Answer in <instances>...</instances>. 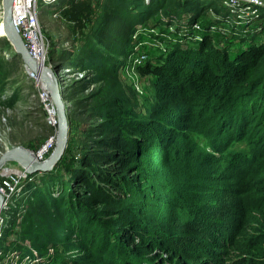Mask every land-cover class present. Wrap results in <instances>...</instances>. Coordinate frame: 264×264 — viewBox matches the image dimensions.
Here are the masks:
<instances>
[{"label":"trees","instance_id":"trees-1","mask_svg":"<svg viewBox=\"0 0 264 264\" xmlns=\"http://www.w3.org/2000/svg\"><path fill=\"white\" fill-rule=\"evenodd\" d=\"M167 1L117 4L129 20L125 55L135 54L134 26ZM176 4L187 14L180 36L194 46L165 42L166 54L153 50L138 68L153 78L152 109L138 115L113 100L102 108L95 146L79 150L69 138L52 172L29 175L20 214L6 231L13 233L22 218L20 241L28 230L31 246L17 242L0 251H21L22 260L73 251L72 264H264V22L238 21L237 38L220 43L211 26L222 29L227 6ZM240 41L241 51L232 55L230 45ZM99 45L119 49L111 34L100 35ZM94 54L85 60L100 70L106 55ZM15 98L0 104L12 106Z\"/></svg>","mask_w":264,"mask_h":264},{"label":"rangeland","instance_id":"rangeland-1","mask_svg":"<svg viewBox=\"0 0 264 264\" xmlns=\"http://www.w3.org/2000/svg\"><path fill=\"white\" fill-rule=\"evenodd\" d=\"M150 1L145 0V3L149 4ZM176 1L184 0H172L170 3L168 0L167 6L163 7L158 15L146 20L144 25L134 26V32L139 27V31L135 32L136 39L133 43L137 46L134 49L135 54L132 52L133 45L129 48L132 50L129 56L124 53V41L128 35L125 28L129 26V20L122 15L117 4H133V0H61L41 12L40 27L48 46L49 64L46 67L58 72V79L65 90L63 99L68 110L69 138L78 143L79 150H89L95 146L94 141L101 136L103 130L98 131L97 127L102 124L101 112L104 105H110L113 100H117L120 106L133 108L137 114L139 112L144 115L152 109L155 103L153 78L138 73V68L145 65L151 51L164 49L163 53L166 54L168 48L165 49V42L170 43V46L177 43L184 47L188 43L185 49L194 46L190 38L180 36L181 28L178 26H182L180 21L187 17V14L184 8L183 13L178 11ZM214 2L222 4L220 0ZM134 6L131 5L133 9H129L133 17L138 16ZM238 7L227 6L229 14L224 19L227 21L220 25L221 30L218 25L211 26L214 33L222 36V38L217 36V41L220 43H225L229 36L236 37L241 32L235 30L238 21L242 23L259 19L264 22V8L256 6L253 7L256 11H250ZM203 13L204 17L206 12ZM2 15L3 0H0V102H9L13 94L17 98L11 103L12 106L0 104V156L7 150L18 147L37 152L51 137L56 136L57 139L58 123L56 126L46 123V119L51 118L53 113L52 107H46L42 101L39 87L41 80L37 82L30 79L23 61L15 55L14 48L3 29ZM208 15L218 17L212 11ZM193 28L196 34L203 30L200 22L195 23ZM110 34L118 39V50L97 46L100 35ZM243 44L244 42L240 41L237 48L231 44L230 47H234L231 49L232 55L241 51ZM101 50L106 56L113 55L115 59L109 60L105 56L106 59L102 61L104 67L100 70L88 67L90 61L85 60L86 57L92 51L97 57ZM142 54L147 60L143 65L137 66L135 58ZM82 60L85 65L77 66L76 64ZM96 148L100 149V154L105 150L102 147ZM101 161L102 158H99L95 163L99 164ZM9 164L14 165L15 168L18 165L14 162ZM23 186L24 184L22 190ZM22 190L11 205V210L7 212L9 217L5 216V221L0 226V246H11L13 243L16 245L17 242H24L28 248L31 246L28 230L24 241H20L22 218L16 223L18 226L13 233L6 231L8 227V230H12L10 222L14 215L20 214V202L25 197L22 195ZM51 226L40 229L41 234ZM66 232L62 233L61 238ZM77 254L73 251L67 253L60 251L58 254L52 253L55 256H48L42 260L27 258L22 260L21 251L11 253L1 250L0 264H72Z\"/></svg>","mask_w":264,"mask_h":264},{"label":"built area","instance_id":"built-area-1","mask_svg":"<svg viewBox=\"0 0 264 264\" xmlns=\"http://www.w3.org/2000/svg\"><path fill=\"white\" fill-rule=\"evenodd\" d=\"M65 1V0H63ZM223 5L231 7H243L250 11H256L253 7L264 8V0H220ZM61 0H14L12 5V17L15 27L17 28L19 34L21 35L26 48L30 56L42 66H47L49 64V59L47 57L48 46L45 43L43 33L40 27V14L44 12L49 6H53ZM238 7V8H239ZM147 60V57L142 54L135 58V64L137 66L143 65ZM27 68V67H26ZM30 79L39 82V77L30 69L27 70ZM43 83V82H40ZM39 83V84H40ZM44 84V83H43ZM40 87V86H39ZM40 93L42 96V101L46 107H52V116L46 119V123L50 126H56L57 111L54 105V101L47 86L40 87ZM59 92L64 97L65 90L62 88L61 82L59 80ZM56 136L51 137L45 144H43L37 152H34L36 158L43 162L49 155L53 152L56 147ZM20 167V166H19ZM21 168V167H20ZM19 174L14 172L9 174H2L0 177V193L5 199L3 216L0 219V226L5 221V216L8 218V213L11 210V205L16 200V196L22 190L23 182L28 179V174L21 169ZM5 213V214H4ZM9 220V219H8ZM7 223V222H6Z\"/></svg>","mask_w":264,"mask_h":264},{"label":"water","instance_id":"water-1","mask_svg":"<svg viewBox=\"0 0 264 264\" xmlns=\"http://www.w3.org/2000/svg\"><path fill=\"white\" fill-rule=\"evenodd\" d=\"M13 2L14 0H3L2 24L4 26L6 37L13 46L15 55L20 56L24 65L37 74L39 79L47 86V89L50 92L56 106L58 134L55 149L43 162L36 158L33 151L24 147L7 150L1 154L0 176L4 167L7 164L13 162L22 167L28 175H34L37 173H50L62 160L69 145L70 123L68 118V110L65 108L66 106L63 96L59 92L58 72H56L54 69L42 66L30 56L21 35L15 27L12 17ZM4 203L5 199L0 193V219L3 216Z\"/></svg>","mask_w":264,"mask_h":264},{"label":"bare ground","instance_id":"bare-ground-1","mask_svg":"<svg viewBox=\"0 0 264 264\" xmlns=\"http://www.w3.org/2000/svg\"><path fill=\"white\" fill-rule=\"evenodd\" d=\"M3 29H4V26H3ZM27 70L29 69V68H26ZM37 75V74H36ZM39 77V76H38ZM41 82V81H40ZM39 86L40 87H43V86H45V84H43V83H40L39 84ZM21 169L19 168V166L18 165H16V168L14 167V165H12V164H7L5 167H4V169H3V171H2V174H9V173H12V172H14V173H16V174H19L21 171H20Z\"/></svg>","mask_w":264,"mask_h":264}]
</instances>
